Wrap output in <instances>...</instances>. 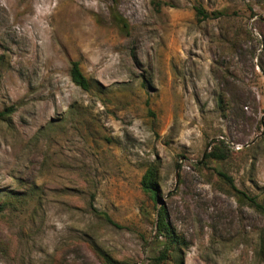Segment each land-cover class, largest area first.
I'll return each mask as SVG.
<instances>
[{"label":"rangeland","instance_id":"374dc122","mask_svg":"<svg viewBox=\"0 0 264 264\" xmlns=\"http://www.w3.org/2000/svg\"><path fill=\"white\" fill-rule=\"evenodd\" d=\"M1 112L0 264H264V0H0Z\"/></svg>","mask_w":264,"mask_h":264},{"label":"trees","instance_id":"16d2710c","mask_svg":"<svg viewBox=\"0 0 264 264\" xmlns=\"http://www.w3.org/2000/svg\"><path fill=\"white\" fill-rule=\"evenodd\" d=\"M197 12L203 18H208V16L205 14L204 11L198 9ZM115 20L117 24L122 27V29L128 28V24L123 18L115 16ZM70 79L77 87L81 88L83 91L85 92L90 91L91 84L89 80L82 74L80 70V64L78 62H73L71 64ZM8 118H9V115L7 112L0 113V121L6 122ZM205 158L224 160L225 156L213 151L209 154H206ZM220 176L224 178L225 180L232 181L225 174L220 173ZM231 184L233 185V182H231ZM141 187H142L143 192L150 197V199L153 201L154 204L157 205L158 200L160 198V167L159 166L156 167L154 165H151L148 168V170L145 172L142 178ZM232 187L234 188L235 191H237L234 185ZM238 194L245 197L244 194L241 192H238ZM10 195H14V193H11ZM28 195L29 194H26L25 197H28ZM247 200L250 201L252 208L256 209L262 215H264V199L262 200V202H258L255 199H247ZM2 210H3V207H0V212H2ZM94 212L97 215L104 218L105 221L108 222L109 224L117 227V225L106 214L98 213L97 211H94ZM156 231H157V237L165 239L166 242L163 246L162 251H160L159 255L151 260V264H169V262H172V261H174L176 264H182L181 259H179L178 257V252L181 250L182 246L184 245V242L171 229V226L168 222L167 209L165 207H160L157 211ZM103 260L105 264H123V263L114 261L113 259L107 256L104 257Z\"/></svg>","mask_w":264,"mask_h":264}]
</instances>
